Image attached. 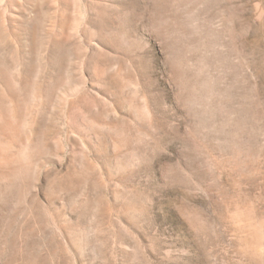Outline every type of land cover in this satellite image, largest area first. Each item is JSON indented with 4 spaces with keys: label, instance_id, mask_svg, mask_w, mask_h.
<instances>
[{
    "label": "rangeland",
    "instance_id": "rangeland-1",
    "mask_svg": "<svg viewBox=\"0 0 264 264\" xmlns=\"http://www.w3.org/2000/svg\"><path fill=\"white\" fill-rule=\"evenodd\" d=\"M0 264H264V0H0Z\"/></svg>",
    "mask_w": 264,
    "mask_h": 264
},
{
    "label": "bare ground",
    "instance_id": "bare-ground-1",
    "mask_svg": "<svg viewBox=\"0 0 264 264\" xmlns=\"http://www.w3.org/2000/svg\"><path fill=\"white\" fill-rule=\"evenodd\" d=\"M4 11H5V9H4Z\"/></svg>",
    "mask_w": 264,
    "mask_h": 264
}]
</instances>
